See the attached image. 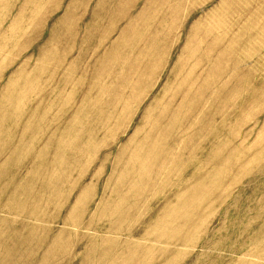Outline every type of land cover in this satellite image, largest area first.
Segmentation results:
<instances>
[{
  "label": "rangeland",
  "instance_id": "obj_1",
  "mask_svg": "<svg viewBox=\"0 0 264 264\" xmlns=\"http://www.w3.org/2000/svg\"><path fill=\"white\" fill-rule=\"evenodd\" d=\"M0 264H264V0H0Z\"/></svg>",
  "mask_w": 264,
  "mask_h": 264
}]
</instances>
